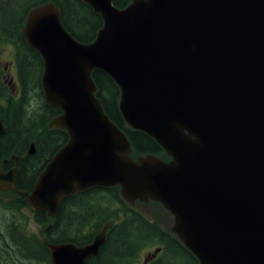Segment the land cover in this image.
<instances>
[{
	"label": "water",
	"instance_id": "obj_1",
	"mask_svg": "<svg viewBox=\"0 0 264 264\" xmlns=\"http://www.w3.org/2000/svg\"><path fill=\"white\" fill-rule=\"evenodd\" d=\"M80 1L103 21L89 44L51 3L27 14L22 35L42 59L44 101L61 111L49 128L68 141L30 191L16 188L17 166L0 169V190L54 218L67 197L119 187L127 204L150 198L169 211L172 233L199 264H264V0H133L123 9ZM94 70L118 87L126 125L169 162L130 157L95 95ZM109 226L83 246L47 244L50 264L97 258Z\"/></svg>",
	"mask_w": 264,
	"mask_h": 264
},
{
	"label": "trees",
	"instance_id": "obj_2",
	"mask_svg": "<svg viewBox=\"0 0 264 264\" xmlns=\"http://www.w3.org/2000/svg\"><path fill=\"white\" fill-rule=\"evenodd\" d=\"M132 1L112 0V4L123 9ZM45 3H51L59 9L63 26L81 43L93 42L103 25L102 18L80 0H0V43L13 46L24 79L34 90L35 97L41 99V104L35 110L30 111V106L26 105L27 111L31 112L28 115L24 113L26 109L23 104L0 108L8 124V130L0 140L2 153L8 154V157L24 156L18 160L17 166L16 181L20 191L32 189L40 172L68 141L64 130L49 128L51 119L59 116L61 111L43 102L40 85L43 62L38 52L26 45L22 35L28 12ZM91 77L96 86L95 95L105 114L126 134L130 142V157L135 160L151 154L165 162L170 161V157L152 138L126 125L118 108L120 91L113 80L99 70H94ZM31 143L34 144L35 153L30 156L23 152H28ZM15 199L21 201L20 206H27L23 198L15 196ZM154 205L160 207L157 203ZM155 217L159 218L154 216V220L150 219L127 204L120 196L119 187L86 189L63 199L54 218L42 212L36 216L39 224H51L46 239L52 244L73 243L83 246L109 224L106 242L100 248L98 257L88 259L86 264H136L143 251L153 248L160 251L148 264H199L181 241L163 225L168 221L163 217L156 221ZM36 250L38 256L48 253L39 243ZM31 259L33 261L34 257L27 258Z\"/></svg>",
	"mask_w": 264,
	"mask_h": 264
},
{
	"label": "flooded vegetation",
	"instance_id": "obj_3",
	"mask_svg": "<svg viewBox=\"0 0 264 264\" xmlns=\"http://www.w3.org/2000/svg\"><path fill=\"white\" fill-rule=\"evenodd\" d=\"M0 45H4V43H0ZM8 45H10L13 49L14 58L12 65H14V67L12 68L11 64L7 62L2 65L0 59V108L2 109H7L8 105H15L16 107L21 106L22 104L26 105L28 100L27 93L31 89L27 80L23 77L21 68L17 64L15 49L11 44ZM3 113L4 112L0 111V122H3L4 125L3 133L0 134V140L5 136L8 130L6 117ZM2 148L3 147L0 145V169L3 173H6L13 167L18 166V161L14 159L16 157L14 155L8 157V154H3ZM26 151L23 153H27V155H29ZM18 158L21 160L24 156H18ZM16 188L18 189L17 181ZM15 196H17V194L12 191L5 192L0 190V240L3 244V248L0 250V264H19L21 263L19 258L25 262H35V264H44L45 262L50 264L49 252L47 253L48 256H38L36 245L39 243L47 250V244H49V242H47L46 236L51 229V224L46 225V227L50 225L47 233L45 232L46 227L44 230L39 232L37 229L35 231L36 234L34 231L29 230L28 221L29 219L31 220V218L35 220L37 212H32V210L26 208L25 210H29L31 212V218L25 213L21 214L22 207L19 211H17L21 201H17ZM21 240H24L26 245L20 246ZM30 257H34L33 261L32 259L27 260V258Z\"/></svg>",
	"mask_w": 264,
	"mask_h": 264
},
{
	"label": "rangeland",
	"instance_id": "obj_4",
	"mask_svg": "<svg viewBox=\"0 0 264 264\" xmlns=\"http://www.w3.org/2000/svg\"><path fill=\"white\" fill-rule=\"evenodd\" d=\"M13 58H14V53H13L12 47L10 45H8V44H5V43H4V45H0V59H1L2 65H4L5 62H7V63H10L12 68H13L14 67V65H12ZM27 98H28V100H27L26 105L30 106V111L32 109H35L38 105L41 104V99L35 97V93H34L33 89L29 90V92L27 93ZM26 105H25V109L26 110L24 111V113L26 115H28V113H31V112L27 111L28 108H26ZM154 203L159 204L160 207L154 205ZM129 205L132 208H134L135 210L143 213L144 215H146L150 219L154 220V216H158L159 218L155 217V220L159 221L160 218L163 217L166 221H168V222H164L163 225L168 227L169 230L171 231V228H172L173 222H174L173 216L170 214L169 211H167L165 208H163L160 203L155 202V201H153V200L148 198V199H144V200H136L135 203H133L132 205L131 204H129ZM21 207H22L21 214L25 213L27 216H29L31 218V212L29 210H25V209L26 208L27 209L29 208L30 210H32V209L28 205L27 206L24 205V206H19L17 211H19V209ZM33 211L34 210H32V212ZM28 223H29V230L34 231L35 234H36L35 231L37 229H38V232H39L41 230H44L46 225H47V224L45 225L44 223L43 224H39L37 222V218H35V220L33 218H31V220L29 219ZM22 245H26L24 243V240H21L20 246H22ZM2 248H3V244L1 243V240H0V250ZM153 250H154V248L149 250V251H143L142 254L140 255V258H139L138 262L136 264H142V262H143L144 258L146 257V255L148 253L152 252ZM19 261L21 262L19 264H35V262H31V263L30 262H25L21 258H19ZM44 264H49V263L45 262Z\"/></svg>",
	"mask_w": 264,
	"mask_h": 264
},
{
	"label": "bare ground",
	"instance_id": "obj_5",
	"mask_svg": "<svg viewBox=\"0 0 264 264\" xmlns=\"http://www.w3.org/2000/svg\"><path fill=\"white\" fill-rule=\"evenodd\" d=\"M171 159V158H170ZM169 162V161H168ZM150 199V198H149ZM152 200V199H151ZM154 201V200H153ZM155 202H157V201H155ZM159 203V202H158ZM163 207V206H162ZM164 208V207H163ZM171 214V213H170Z\"/></svg>",
	"mask_w": 264,
	"mask_h": 264
}]
</instances>
